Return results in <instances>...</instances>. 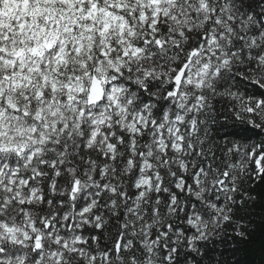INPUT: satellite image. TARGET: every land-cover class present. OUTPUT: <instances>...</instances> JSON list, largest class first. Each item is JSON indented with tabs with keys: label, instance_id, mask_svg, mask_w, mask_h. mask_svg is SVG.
I'll use <instances>...</instances> for the list:
<instances>
[{
	"label": "snow or ice",
	"instance_id": "snow-or-ice-1",
	"mask_svg": "<svg viewBox=\"0 0 264 264\" xmlns=\"http://www.w3.org/2000/svg\"><path fill=\"white\" fill-rule=\"evenodd\" d=\"M254 184L264 0H0V264H244Z\"/></svg>",
	"mask_w": 264,
	"mask_h": 264
},
{
	"label": "trees",
	"instance_id": "trees-1",
	"mask_svg": "<svg viewBox=\"0 0 264 264\" xmlns=\"http://www.w3.org/2000/svg\"><path fill=\"white\" fill-rule=\"evenodd\" d=\"M253 194L257 196V201L254 206L250 207L252 212L251 219L259 223L260 217L264 215V184L251 185ZM264 244V234L260 229L254 232L252 242L248 245H243L244 252L240 253L239 258L244 261V264H264L261 256V246Z\"/></svg>",
	"mask_w": 264,
	"mask_h": 264
}]
</instances>
